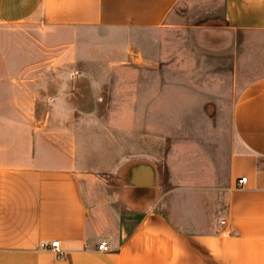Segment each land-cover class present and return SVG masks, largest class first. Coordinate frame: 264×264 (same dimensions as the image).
Listing matches in <instances>:
<instances>
[{
    "label": "crops",
    "instance_id": "crops-1",
    "mask_svg": "<svg viewBox=\"0 0 264 264\" xmlns=\"http://www.w3.org/2000/svg\"><path fill=\"white\" fill-rule=\"evenodd\" d=\"M179 2L0 0V22L34 17L132 42L101 66L106 86L92 99L111 105L116 68L127 64L131 115L84 114L96 130L69 124L53 135L67 136L66 147L0 164V264H264V70L245 76L253 37L264 34V0H223L222 23L195 25L174 19ZM12 70L4 67L0 85L13 84ZM13 104L12 94L0 101ZM126 119L132 128L110 124ZM222 171L223 210H197L209 224H179L174 217H194L187 173L200 179L204 202ZM55 239L61 254L39 246ZM100 241L107 251L96 249Z\"/></svg>",
    "mask_w": 264,
    "mask_h": 264
},
{
    "label": "rangeland",
    "instance_id": "rangeland-1",
    "mask_svg": "<svg viewBox=\"0 0 264 264\" xmlns=\"http://www.w3.org/2000/svg\"><path fill=\"white\" fill-rule=\"evenodd\" d=\"M222 10L223 0H180L173 17L188 25L219 24L223 20ZM117 34L103 28L48 25L34 17L15 23L0 22V77L7 66L13 69L14 78L12 85H0V101L10 94L14 101L13 106L0 105V164H25L33 156H45L53 148L66 147L67 136L61 141L53 135L57 133L55 130L69 124L82 123L87 132L96 130L99 123L95 118L87 117L85 123L80 121L84 114L101 115L105 108L116 114L131 115L132 72L124 67L127 64H118L116 68L107 95L112 104L102 107L92 102L95 86L99 91L106 86L108 75L101 72V66L118 60L119 52L132 48L131 40L118 41L122 33ZM253 38L256 43L253 71L245 75L249 78L264 70V34ZM20 67H29L28 73L21 74ZM20 75L28 76L26 84L16 82ZM51 98H57V104H51L48 100ZM5 109L7 121L3 119ZM110 124L132 128L133 122L126 119ZM187 175L182 182H188L189 187L183 194L189 196L188 206L194 217L174 219L182 225L209 224L210 217L197 218L196 212L204 208L207 215L223 210V171L218 175L219 181L215 180V187L210 190V186L204 187L201 193V197H206L204 202H200V179ZM204 182L212 184L210 179Z\"/></svg>",
    "mask_w": 264,
    "mask_h": 264
},
{
    "label": "built area",
    "instance_id": "built-area-1",
    "mask_svg": "<svg viewBox=\"0 0 264 264\" xmlns=\"http://www.w3.org/2000/svg\"><path fill=\"white\" fill-rule=\"evenodd\" d=\"M237 182H238V184L243 185L246 182V176H243V177L239 178ZM221 223H224V220H221ZM39 246L42 247V248L51 249L54 252H56L58 254H61L60 243H59V240H57V239L52 240L49 243L42 242V243L39 244ZM96 249L98 251H107L109 248H108V245H107L106 241H100L96 245Z\"/></svg>",
    "mask_w": 264,
    "mask_h": 264
}]
</instances>
